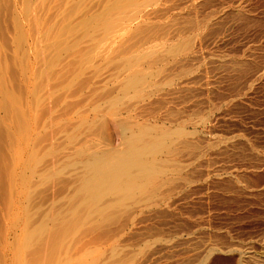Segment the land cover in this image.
I'll return each mask as SVG.
<instances>
[{
  "label": "rangeland",
  "instance_id": "obj_1",
  "mask_svg": "<svg viewBox=\"0 0 264 264\" xmlns=\"http://www.w3.org/2000/svg\"><path fill=\"white\" fill-rule=\"evenodd\" d=\"M0 264H264V0H0Z\"/></svg>",
  "mask_w": 264,
  "mask_h": 264
},
{
  "label": "bare ground",
  "instance_id": "obj_2",
  "mask_svg": "<svg viewBox=\"0 0 264 264\" xmlns=\"http://www.w3.org/2000/svg\"><path fill=\"white\" fill-rule=\"evenodd\" d=\"M36 25V24H35ZM139 81H140V79H139ZM139 81H137V83H136V81H135V83L137 84V86L136 87H138L139 85L138 84H140V83H138ZM133 83H134V81H133ZM132 82H131V84H133ZM134 83V84H135ZM130 84V85H131ZM142 84V83H141ZM153 148V147H152ZM145 150H139V149H137V150H135V151H133V152H129V153H126V154H114V155H112L111 157H109L108 158V160H112V161H114L116 164H118V165H121V166H125L127 163H133V162H135L137 159V157H139L138 155H142V154H145ZM99 162L101 161V159H97ZM141 163V162H140ZM101 166V165H100ZM147 169H148V167H147ZM95 184V183H94ZM253 256V255H252ZM195 259H196V257H195ZM197 262V261H196Z\"/></svg>",
  "mask_w": 264,
  "mask_h": 264
}]
</instances>
